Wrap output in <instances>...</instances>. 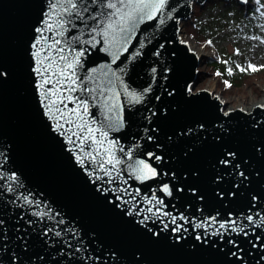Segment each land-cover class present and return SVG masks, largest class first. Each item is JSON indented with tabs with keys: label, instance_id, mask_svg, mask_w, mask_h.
<instances>
[{
	"label": "water",
	"instance_id": "obj_1",
	"mask_svg": "<svg viewBox=\"0 0 264 264\" xmlns=\"http://www.w3.org/2000/svg\"><path fill=\"white\" fill-rule=\"evenodd\" d=\"M208 1L213 0H168L166 13H171V19H165L163 24L159 16L153 20L145 17L141 22L134 15L131 31L118 35L117 42L109 47L99 36L91 44L83 43L90 39L88 33L97 21L67 16L65 0H0V71L7 73L6 78L0 77V264H13V255L18 257L16 264H264L260 259L264 257V226L250 227L247 236L212 235L206 244L195 239L211 231L206 218L216 216L223 222L229 214L232 218L257 212L264 215V106L250 112H224L226 105L205 90L193 92L204 78L198 70L204 55L190 51L188 44L181 42L179 23L189 20L193 2L202 7ZM97 10L93 5L91 11ZM60 16L64 21L71 20L65 24L67 31L58 27ZM46 20L53 24L52 28L47 27ZM38 28L45 31L37 32ZM123 36L131 39L127 51L121 50L116 58ZM77 37L80 42H75ZM57 39L61 41L59 45L55 44ZM57 48L63 52L57 53ZM82 48L86 49L80 57L82 66L67 70L74 73L75 90L63 93L65 97L72 95L74 102L65 100L60 104L59 97L53 96L57 104L50 105L49 111L45 104L50 101L42 103L43 94L58 77L53 76L48 84L43 81L57 66L43 76L33 69L49 63H40L45 50L71 60ZM136 51L142 54L135 56ZM34 52L40 55L33 56ZM157 52L159 55H154ZM57 64L63 62L57 60ZM102 65L113 70L125 68L123 85L116 83L103 95L84 91L85 87L96 89L105 83L107 69ZM149 88L151 91L145 92ZM129 91L142 94L143 99L132 102ZM107 97L111 99L106 104ZM79 100L87 102L86 114L82 105L77 107ZM57 108L63 110V117ZM72 109L81 113L87 127L93 129L91 135L86 130L79 132L75 124L65 123L69 117L80 122L71 114ZM120 119L123 124L117 127ZM102 131H108L103 145L94 142ZM148 136L154 139L149 141ZM70 137L74 143L68 142ZM113 140L117 143L111 144ZM109 148L122 162L112 171L111 184L103 172L99 174L105 182L97 180L93 184L87 172L99 168L100 157L93 161L92 156ZM129 151L131 157L125 155ZM228 151L237 154L233 168L219 165ZM76 156L84 158L85 166L77 163ZM137 160H144L157 175L143 180L135 179V173L130 176L132 168L128 166H135ZM236 164L249 178L247 186L241 184L239 190L233 187ZM105 168L112 166L105 164ZM230 172L233 174L227 175ZM13 174L18 183L12 185L14 191L8 192ZM217 176L224 177L222 182H215ZM101 184L108 190L107 196L96 191ZM164 185L172 191L171 196L162 191ZM117 188L129 189L141 209L152 207L156 211L159 207L161 213L185 217L187 223L179 219L177 223L188 229L183 233L186 239L173 244L165 232L159 241H152L146 229L135 222L142 217H128L124 214L128 205L117 208L108 202L115 200L112 190ZM193 189L196 195L190 191ZM217 192L224 196L223 200ZM232 192L235 198L229 199ZM153 195L164 205L149 203ZM252 196L257 200L252 201ZM23 197L34 203H26ZM124 198L129 196L125 194ZM61 220L63 223H58ZM161 220L169 222L164 216ZM196 224L201 227H194ZM173 226L169 223V228ZM147 227L159 230L160 220L149 221ZM47 229L53 231L41 238ZM18 236L28 240L27 250ZM230 239L236 240L243 251L234 248ZM253 243L257 246L253 247ZM233 251H238L239 258L231 254Z\"/></svg>",
	"mask_w": 264,
	"mask_h": 264
},
{
	"label": "snow or ice",
	"instance_id": "obj_2",
	"mask_svg": "<svg viewBox=\"0 0 264 264\" xmlns=\"http://www.w3.org/2000/svg\"><path fill=\"white\" fill-rule=\"evenodd\" d=\"M242 3H248V0H241ZM255 3L259 5V7L256 8V12L260 14V16H264V12L261 11V9H264V3L261 2V0H255ZM168 4V0H91V3H88V0H65L64 2V13L67 14V16L72 17H79L81 20H84L85 18H91L93 20L97 21V24L95 27H93L88 35L90 36L89 40H84V44H91L92 41L97 40V36L100 37L101 40H104L109 47H112L117 41L116 37L118 35H121L123 33H127L131 31V24L135 23V20H133V16L136 15L138 19L142 22L145 17L148 20H153L156 19L157 16H159V23L163 24L165 22V19H171V13L168 12L166 13V6ZM95 5L97 6V11L92 12L91 8L92 6ZM72 9H75V12L72 11ZM100 9H103L101 11ZM87 14V17L85 16ZM48 20H51V17H48ZM60 23L58 27L60 29H63L64 31H67V28L65 27L66 23H71V20L69 21H64L63 16L59 17ZM45 23L47 24L48 28H52L53 24L48 23L46 20ZM261 28H264V25H261ZM45 29H37V32L43 33ZM111 36V40H108V37ZM44 39H47L44 37ZM123 44H122V49H117L115 53V57L118 58L120 51H127V43L131 39V36H123ZM249 39H254V40H260L261 43H264V39H261L259 36H253L249 37ZM75 42H80V38H74ZM99 42V41H97ZM37 44L40 43L38 40L36 42ZM61 43L60 40H55V44L59 45ZM211 43V41H209ZM33 47H36L34 44ZM70 48H72V45H69ZM141 48L144 47V44L140 45ZM52 48V45H49V49ZM57 53L63 52L62 48H57L55 49ZM73 51L75 49L73 48ZM86 49H81L74 58L71 60L69 59L68 56L65 55H60V56H53L51 50H45V55L44 59L40 61L41 65H44V61L47 60L49 63L46 66H43L42 68H34V72L40 73L42 76L45 72H49V69L52 68L53 65H56L57 67L53 69L51 72H49V76L47 79L43 81L44 84H48L51 82V78L53 76L58 77L56 79L55 83L52 84L51 88L45 89V92L43 94L44 99L42 100V103L45 101H50V104H45L46 107L49 108V111H51L50 105H56L57 100L51 99L53 96H58L59 97V103L64 104L65 100L68 102H74V98L72 95H67L66 97L63 95L64 92L67 93H72L75 89L73 88V85L75 84L74 80V73H69L67 70L69 69H74L76 66H82L80 57L84 55V52ZM142 53L140 51L135 52V56H140ZM237 55H239V50H237ZM40 55L39 52H34L33 56H38ZM154 55H159V53H154ZM57 60L62 61V65L57 64ZM115 60H113V63ZM131 62V60H129ZM227 63V61H225ZM241 72L251 70L253 72L260 70V68H264V65L261 66H256L252 64H248L246 67H243L241 65L236 66ZM101 68H106L107 70L104 72V76L106 77V81L103 85L98 84L96 89H88L87 87L84 88V91H98L101 95H103L104 90L107 88L110 90V87L116 83H119L123 85V80H122V74L125 73V68L120 67L116 70L111 69L110 67L106 65H102ZM95 71V69H93ZM153 73H155L156 69H152ZM229 74H231L232 69H228ZM217 75H220L218 72ZM0 77H7L6 72L0 71ZM226 86L230 85L228 84V81H224ZM57 85L60 87L58 88ZM38 88L40 85L37 86ZM61 89L63 91H61ZM124 91H128L127 88L123 89ZM151 89H146L145 92H149ZM169 95H172L171 92H169ZM129 96L131 97L132 102L134 103H139L143 99L142 94H137L135 92L129 91ZM111 99V97H107L105 100V103L107 104L108 100ZM159 99V97H158ZM83 106V113L86 114L88 112V104L84 100H79L77 107ZM66 107V105H65ZM57 111L60 113V116L63 117L64 112L62 109L57 108ZM71 114L75 115L77 119L80 120L79 123H76L69 117L68 120L65 121V123L69 124H75V127L79 130V132H84L85 130L91 135L93 133V129L90 127H87V122L84 121L81 118V113L77 112L76 109L71 110ZM166 114V113H165ZM152 115H156L155 112L152 113ZM123 124V120L120 119L117 127L121 126ZM57 128H60L61 125L57 123L56 125ZM108 129L112 128V125L109 124L107 125ZM200 128L202 129L203 126L201 125ZM71 131V129H69ZM153 131H157V129H153ZM191 129L188 130V134L191 133ZM186 133H181V135H184ZM73 135H77V133H73ZM108 139V131H102L99 134V139L95 140L94 142H97L101 145L105 143ZM154 138L152 136H148V140L151 141ZM171 140V137L169 138ZM69 143H74L71 139L69 138ZM116 141H111V144H116ZM159 147V145H157ZM69 151H72V149H69ZM119 151L121 153L124 152V148L120 147ZM257 151H260L257 149ZM264 154V153H262ZM91 156V153L88 154ZM125 155L131 157V151L128 153H125ZM154 155V154H150ZM99 156V168L96 170H91L87 172V175L89 176L90 181L93 184H96L97 180H100L102 182L104 181V176H107L109 179L106 181L107 183L111 184L113 182V177H112V171L115 170L116 165L120 164L122 161L120 159H117L114 154H112L111 149H105L104 153L97 152L96 156H92V160L95 161L96 157ZM105 157H107L105 159ZM157 160H161V156H156ZM237 159V154L232 151H228L224 154V157L219 160V165L225 167V168H233V161ZM76 161L78 164L81 166L84 165V158L81 156H76ZM105 164H109L112 166L111 169L105 168ZM142 166V167H141ZM128 167L132 168V173H130V176L135 173V179L137 180H143L149 177H155L157 175L156 171L151 168L147 163H145L144 160H137L135 161V166L129 165ZM234 171L236 173L235 176V181L233 184V187L237 190L240 189L241 184H244L247 186V182H249V178L245 175L244 171L241 170V165L236 164L234 167ZM103 172L104 176H101L99 173ZM233 173H228L227 175H232ZM175 176V173L172 174ZM223 176H217L215 182L220 183L223 180ZM12 184H10L6 191L12 192L14 191L13 184H17V178L15 177V174L11 177ZM124 183H127V181H124ZM96 191L100 192L102 196H107V191L102 187L101 185H97ZM113 194L115 195V200H110L108 201L111 204H114L117 208H120L122 205H128V207L124 210V214L128 217H142L141 219L135 221L136 223L140 224L144 229H146L147 233L149 234V237L152 241H159L161 239V234L167 232L169 235V240L173 244L180 243L182 240L186 239V237L183 235L184 232H187L188 229L183 227V224L177 223V220H182L185 223L188 221L186 220L185 217H177L175 215H171L170 213L167 212H160V208L157 207L156 211H153L152 207L147 208L146 210L141 209L139 207L138 203H134L135 197L131 195L130 190L125 188V189H114L112 190ZM162 191L167 194L168 196L172 195V191L169 189L168 185H164L162 188ZM177 191L182 192L183 188H177ZM193 195H196V191L190 190ZM127 194L129 196V199H125L124 195ZM217 196L223 200L224 196L220 193H216ZM235 198V192H232L229 194V199ZM26 203L32 204L34 203L33 201H30L28 197H23ZM201 201H203V197H199ZM252 201H256L257 197L252 196L251 197ZM119 201V203H117ZM153 201H156V204L159 206H163L164 202L163 200H157V197L153 195L151 199L149 200V203H152ZM156 207V205H154ZM147 214H144V213ZM35 216H42L45 215L44 213H33ZM161 216L167 217L169 222H165L164 220H161ZM155 220H160L161 227L159 230H154L153 228L147 227V223L149 221H155ZM246 221L247 223H244ZM207 222V227L211 229V231H205V234L203 237L201 235H196L195 239L197 241H200L202 244H206L209 242L208 237L212 235H220L223 236L226 233H236L237 235L243 234L244 236H247V229L250 227L255 228V227H260L264 226V215H261L260 213H253L249 215H242L237 218H232L231 214H229V219L227 221H218L216 216H212L210 218H206ZM58 223H63V221H58ZM169 223L174 225L173 227L169 228ZM3 224V220H0V225ZM194 227H201L200 224H196ZM52 229H47L41 234V238L44 236H47L49 232H52ZM73 234L74 230H73ZM55 235L57 237L61 236V233L59 231L55 232ZM4 239H7L6 232L3 233ZM258 239V238H257ZM17 240H20L23 242V245L25 246V250H27L26 246L28 244V240L25 239L24 237H17ZM230 244L234 246L238 251H243V249L240 248L239 244L237 243L236 240H229L228 241ZM45 243H48L46 240ZM257 244L253 243V247H256ZM76 251H80L79 248L76 249ZM238 251H233L231 254L233 256H238ZM63 253H61L62 255ZM71 255V253H69ZM260 259H264V257H261ZM13 264H16V261L18 260V257L13 255L12 257ZM40 260H43V257H40Z\"/></svg>",
	"mask_w": 264,
	"mask_h": 264
},
{
	"label": "rangeland",
	"instance_id": "obj_3",
	"mask_svg": "<svg viewBox=\"0 0 264 264\" xmlns=\"http://www.w3.org/2000/svg\"><path fill=\"white\" fill-rule=\"evenodd\" d=\"M261 2L264 3L263 0ZM225 3L213 0L205 3L200 10L195 8L189 20L182 24L180 36L191 41L193 48L204 55L198 67L204 78L197 82L193 92L210 86L215 88L214 93L220 96V102L225 107H248L252 101L264 97V68L255 72H241L236 66L264 65V43L249 39L253 36L264 39V28H261L264 25V16L255 11L259 7L256 4L252 8V24H249L248 20L235 16V12L239 10L236 0H230L226 6ZM261 11L264 12V9ZM221 16L226 17L225 20L221 18L216 21ZM237 50L239 55L236 54ZM213 63H216V68ZM229 68L232 69L230 75L240 77V80H235L236 85L228 82L230 87L225 85L222 76ZM218 72L220 75H217Z\"/></svg>",
	"mask_w": 264,
	"mask_h": 264
},
{
	"label": "bare ground",
	"instance_id": "obj_4",
	"mask_svg": "<svg viewBox=\"0 0 264 264\" xmlns=\"http://www.w3.org/2000/svg\"><path fill=\"white\" fill-rule=\"evenodd\" d=\"M193 6H194V3H192V7H191V13L193 12ZM183 23H179V26H182ZM180 32H181V28H180ZM180 32H179V36H180ZM181 38V42H183L184 44H188L189 46V50L194 52V53H197V54H201L200 51H197L193 48L192 46V42L187 40L186 38L180 36ZM204 90L209 93L210 95H212V97H215L217 98L219 101H221L222 99H220V96L217 95L216 93H214L215 91V88H212L210 86H206L204 88ZM257 106H264V97L259 99V100H255V101H252L251 104L248 106V107H243L241 105H237L236 107H226L224 109V112H230L232 110H236V109H239V110H242V111H245V112H250L253 110V108L257 107Z\"/></svg>",
	"mask_w": 264,
	"mask_h": 264
},
{
	"label": "trees",
	"instance_id": "obj_5",
	"mask_svg": "<svg viewBox=\"0 0 264 264\" xmlns=\"http://www.w3.org/2000/svg\"><path fill=\"white\" fill-rule=\"evenodd\" d=\"M248 3H250L249 5H254L255 4V0H248ZM228 3H225V6L227 5ZM236 4H238V3H236ZM239 6V5H238ZM201 9L199 6H195L194 7V9ZM254 8V7H253ZM236 13H237V16L238 17H242V18H245V19H248V18H250V16L252 15V13H253V10H252V8H248V9H245V8H240L239 7V10H237L236 11ZM250 22V21H249ZM251 23V22H250ZM215 64L216 63H213L212 65L215 67ZM216 68V67H215ZM222 76H223V81H228L229 83H230V85H236L235 84V80L237 81V80H240V77H235V76H233V75H230L229 74V72L226 70L224 73H222ZM233 79H234V81H233Z\"/></svg>",
	"mask_w": 264,
	"mask_h": 264
}]
</instances>
